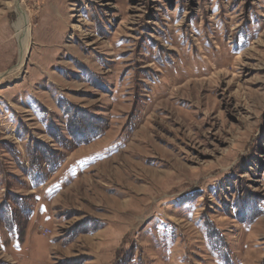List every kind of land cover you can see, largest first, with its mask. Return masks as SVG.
Here are the masks:
<instances>
[{"label": "rangeland", "instance_id": "374dc122", "mask_svg": "<svg viewBox=\"0 0 264 264\" xmlns=\"http://www.w3.org/2000/svg\"><path fill=\"white\" fill-rule=\"evenodd\" d=\"M0 264H264V0H0Z\"/></svg>", "mask_w": 264, "mask_h": 264}, {"label": "bare ground", "instance_id": "6f19581e", "mask_svg": "<svg viewBox=\"0 0 264 264\" xmlns=\"http://www.w3.org/2000/svg\"><path fill=\"white\" fill-rule=\"evenodd\" d=\"M19 12H20V20H19V25L16 26V28H17V36L20 39L21 55H22L21 57L23 60L27 52V41L29 37V31L26 26V21H27L26 15L22 10H20Z\"/></svg>", "mask_w": 264, "mask_h": 264}, {"label": "water", "instance_id": "95a60500", "mask_svg": "<svg viewBox=\"0 0 264 264\" xmlns=\"http://www.w3.org/2000/svg\"><path fill=\"white\" fill-rule=\"evenodd\" d=\"M19 9L22 10L21 7H19Z\"/></svg>", "mask_w": 264, "mask_h": 264}]
</instances>
